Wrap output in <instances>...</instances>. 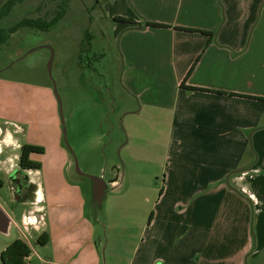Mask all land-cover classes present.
I'll return each mask as SVG.
<instances>
[{
  "label": "crops",
  "instance_id": "0c3cea01",
  "mask_svg": "<svg viewBox=\"0 0 264 264\" xmlns=\"http://www.w3.org/2000/svg\"><path fill=\"white\" fill-rule=\"evenodd\" d=\"M106 8L109 18L138 24L114 27L122 84L140 111L161 110L149 116L168 125L164 177L149 185L152 214L138 264H264V100L256 99L264 98V0H109ZM72 165L61 178L53 166L31 202L46 213L47 263L67 264L58 253L71 252L100 264L84 182L69 176ZM87 177L101 207L108 185Z\"/></svg>",
  "mask_w": 264,
  "mask_h": 264
},
{
  "label": "rangeland",
  "instance_id": "374dc122",
  "mask_svg": "<svg viewBox=\"0 0 264 264\" xmlns=\"http://www.w3.org/2000/svg\"><path fill=\"white\" fill-rule=\"evenodd\" d=\"M9 1L0 0V12ZM108 3L23 0L0 21V28L8 29L26 18L51 19L62 6L66 10L52 30L20 29L0 48V204L17 224L25 212L46 215L40 206L14 203L8 174L19 163L22 146L44 150L30 156L42 168L29 174L35 184L54 168L61 178L72 160L69 176L84 182L89 200L84 213L100 264H138L142 231L152 214L149 185L158 186L164 177L168 125L149 116L163 111H140L134 92L122 84L120 37L113 33L117 23L107 16ZM87 176L108 185L101 207L98 199L97 207L92 204ZM115 179L122 183L118 189L111 183ZM40 235L27 241L14 224L10 235L0 233V264L1 253L17 238L31 248L28 264H49L52 245H41ZM57 259L82 264L71 252L58 253Z\"/></svg>",
  "mask_w": 264,
  "mask_h": 264
},
{
  "label": "trees",
  "instance_id": "16d2710c",
  "mask_svg": "<svg viewBox=\"0 0 264 264\" xmlns=\"http://www.w3.org/2000/svg\"><path fill=\"white\" fill-rule=\"evenodd\" d=\"M23 0H16V1H9L0 12V21L3 17L7 16L10 12L12 7L16 4V2H22ZM66 14L65 7L59 8V10L55 13V15L48 19L46 17L41 18H26L12 27L8 29L0 28V48L7 44L11 39L12 35L17 33L20 29L23 28H32L43 32H48L56 27L64 18ZM113 21L115 23H126V24H137L133 21L125 18H120V16L114 17ZM138 25V24H137ZM146 26H152L154 28H169L170 26L165 24H158L154 22H146ZM179 30H184L188 32H200L205 35L211 36L210 33L201 30H193L188 28H178ZM88 37V35H87ZM193 68L189 72V75L192 73ZM260 100H264V98H256ZM44 152L43 148L37 147L34 145H24L21 148V156H20V163L22 167L28 168L29 170H40L41 165L37 162H34L30 159V156L34 153L42 154ZM39 243L41 245H47L48 243V236L44 233L42 234L39 239ZM31 248L22 240L16 239L14 240L7 248L1 253V257L4 264H28L27 260L31 256Z\"/></svg>",
  "mask_w": 264,
  "mask_h": 264
},
{
  "label": "flooded vegetation",
  "instance_id": "af4514ba",
  "mask_svg": "<svg viewBox=\"0 0 264 264\" xmlns=\"http://www.w3.org/2000/svg\"><path fill=\"white\" fill-rule=\"evenodd\" d=\"M20 156L17 158L19 159L18 161L19 163L17 164L18 167L16 166V168L13 169V171L8 174V183L10 184V189L13 193L14 203H20L22 205H26L28 203L31 204L32 200H35L37 186L29 178V174L31 173L30 172L31 170L22 167L20 163ZM39 233L42 235L44 233L43 229ZM17 239L24 241L21 238H17Z\"/></svg>",
  "mask_w": 264,
  "mask_h": 264
},
{
  "label": "built area",
  "instance_id": "2783aa9c",
  "mask_svg": "<svg viewBox=\"0 0 264 264\" xmlns=\"http://www.w3.org/2000/svg\"><path fill=\"white\" fill-rule=\"evenodd\" d=\"M33 205L36 206L38 204L35 202ZM14 226L28 241V238H33L34 234L41 232V230L44 228L45 215L40 213L39 217H37L34 211L25 212L22 216L21 223L17 224L14 222Z\"/></svg>",
  "mask_w": 264,
  "mask_h": 264
},
{
  "label": "water",
  "instance_id": "95a60500",
  "mask_svg": "<svg viewBox=\"0 0 264 264\" xmlns=\"http://www.w3.org/2000/svg\"><path fill=\"white\" fill-rule=\"evenodd\" d=\"M99 182H103V180L100 179ZM102 196H100V194H99V196L98 195L96 196V199H98L100 201ZM13 224H14V222H13L12 218L10 217V215L5 211V209L0 204V233L5 234L7 236L10 235V230H11Z\"/></svg>",
  "mask_w": 264,
  "mask_h": 264
},
{
  "label": "bare ground",
  "instance_id": "6f19581e",
  "mask_svg": "<svg viewBox=\"0 0 264 264\" xmlns=\"http://www.w3.org/2000/svg\"><path fill=\"white\" fill-rule=\"evenodd\" d=\"M40 198V197H39ZM39 201H40V199H39ZM37 202H38V200H37Z\"/></svg>",
  "mask_w": 264,
  "mask_h": 264
}]
</instances>
